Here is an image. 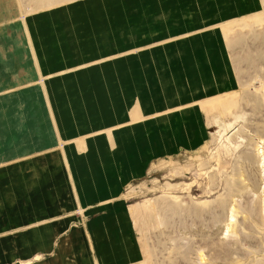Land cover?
<instances>
[{"label": "rangeland", "instance_id": "374dc122", "mask_svg": "<svg viewBox=\"0 0 264 264\" xmlns=\"http://www.w3.org/2000/svg\"><path fill=\"white\" fill-rule=\"evenodd\" d=\"M168 1L0 0V93L46 113L44 64L36 68L24 29L32 16L35 38L60 31L80 48L75 55L88 42L98 56L113 55L96 61L93 74L67 71L81 57L68 62L52 50L47 59L49 92L80 96L90 116L98 107L97 133L107 138L111 129L116 141L108 137L113 157L86 168L96 193L88 207L70 200L69 232L127 236L131 264H264V0L255 11L250 0ZM217 5L226 16L243 14H205ZM118 9H129L139 28L114 33L108 19ZM118 48L124 53L114 55ZM120 58L127 61L112 65ZM58 243L53 264H70L72 253L90 264L87 236Z\"/></svg>", "mask_w": 264, "mask_h": 264}, {"label": "crops", "instance_id": "0c3cea01", "mask_svg": "<svg viewBox=\"0 0 264 264\" xmlns=\"http://www.w3.org/2000/svg\"><path fill=\"white\" fill-rule=\"evenodd\" d=\"M166 1L170 4L168 0ZM250 3L254 7L253 11L259 7L258 0H250L249 5ZM221 10L217 5L216 10H209L205 14L220 12L223 17L243 14L242 11L226 16ZM72 11L71 8L67 9V15ZM112 14L108 19V25H113L111 30L114 33L120 26L139 28L140 21L138 18L131 19L132 13L129 9H118ZM30 19L28 24L26 20L24 21V29L36 68L40 67V63L44 64L42 91L46 113L39 115L40 112L35 105H15L16 100L5 95L8 93H0V264H53L54 258L60 256L55 251V247L57 250L60 245L58 242L67 241L73 232L83 239L87 236L89 250L82 256L88 258L90 264H131L132 242L127 236L117 241L116 236L111 233L107 235L106 231L96 236L93 227H76L71 233L68 230L67 212L70 200L74 201L76 198L80 205L88 207L90 201L93 202L90 196L96 193L94 188H89L85 184L87 182H84L86 177H89V181L97 182L92 174L88 175L86 168L92 163L94 166L98 165L104 157H113L109 153L111 149L108 137L112 138V142L116 141L111 137V129H107L109 130L107 138L97 133L102 126L99 122L98 107L93 108L97 114H93L95 112L92 111L91 118L88 112L86 113L80 96L75 95V101H71L67 94L60 93L61 96L51 94L46 86L47 81L51 79L48 68L50 69L52 64L47 59L52 50L59 52L60 60L71 62L73 58L88 59L80 60L66 68L67 71L71 70L69 73L73 75L80 70H83L82 74L87 72L93 74L96 68L92 66L96 65V61L101 64L113 55L98 56L94 53L97 48L89 42L85 44L93 46L87 45L85 52L81 51L80 55H75V49L80 48L72 46L74 39H70L68 35H65L66 38L62 37L63 32L60 31L55 34V39L51 37L52 33L51 36L47 35L48 31L41 34L45 38L38 36L35 38L33 34L38 33V20L33 19V16ZM39 20L43 23L49 22L46 18ZM83 27L84 25L77 33L78 43L85 38L80 35L85 29ZM136 35L139 40H143L141 30ZM80 36L83 37L81 41ZM190 38L191 36L186 38L181 45ZM43 43L46 48L40 52ZM121 50L115 49L117 54L114 55L123 54ZM149 55L150 49L143 51L144 59ZM126 61L120 58L112 65H122ZM145 62L147 61H140L135 66ZM208 65L212 68L210 71L213 74L215 66L212 63ZM119 70L117 69L114 74L116 79L122 76L121 73L117 74ZM132 74L133 70H128V74L126 71L123 77L132 81L130 79ZM186 84L188 83H182L180 86ZM141 88L140 85L139 90ZM87 94L94 97L93 92ZM131 128H134L133 125ZM117 246L122 251L117 253ZM77 258L82 260V257L72 253L69 257L70 264H77Z\"/></svg>", "mask_w": 264, "mask_h": 264}, {"label": "bare ground", "instance_id": "6f19581e", "mask_svg": "<svg viewBox=\"0 0 264 264\" xmlns=\"http://www.w3.org/2000/svg\"><path fill=\"white\" fill-rule=\"evenodd\" d=\"M261 143L264 144V139L261 141ZM261 157H262V156H261ZM262 159H264V155H263V158H262Z\"/></svg>", "mask_w": 264, "mask_h": 264}]
</instances>
